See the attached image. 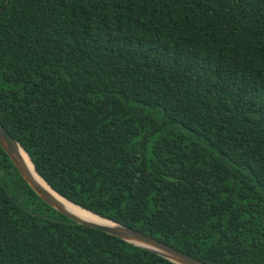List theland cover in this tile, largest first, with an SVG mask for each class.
I'll list each match as a JSON object with an SVG mask.
<instances>
[{
  "label": "trees",
  "instance_id": "1",
  "mask_svg": "<svg viewBox=\"0 0 264 264\" xmlns=\"http://www.w3.org/2000/svg\"><path fill=\"white\" fill-rule=\"evenodd\" d=\"M0 123L58 195L206 264H264V0H0ZM0 264H173L46 204L0 146Z\"/></svg>",
  "mask_w": 264,
  "mask_h": 264
},
{
  "label": "water",
  "instance_id": "2",
  "mask_svg": "<svg viewBox=\"0 0 264 264\" xmlns=\"http://www.w3.org/2000/svg\"><path fill=\"white\" fill-rule=\"evenodd\" d=\"M2 9H0V12ZM0 146L3 149V151L6 153L10 161L13 163L15 168L18 170L19 174L22 176V178L26 181V183L30 186V188L50 207L54 208L56 211L61 213L62 215L66 216L70 220L74 221L75 223L79 225H83L101 232H104L108 235L117 237L125 242H128L134 246L149 250L156 255L170 261L173 264H206L186 253H183L169 245H166L163 242H160L156 240L153 237H150L148 235H145L139 231L133 230L131 228L125 227L119 223L113 222L111 220L105 219L103 217H100L92 212H89L87 210H84L80 208L77 205H74L70 201L66 200L65 198L58 195L55 191H53L44 180L41 179V177L38 175L31 159L28 157V155L25 153L23 148L15 141V139L9 135V133L5 130V128L0 123ZM22 150L27 157L29 158L34 173L43 181V183L46 185V187L49 189H45L42 185H40L33 176L29 173L27 168L25 167L21 155L19 153V150ZM54 196L72 204L73 206H76L83 211H86L90 214H92L95 217H98L100 219V223L95 222H89L86 220H83L74 214L67 211L63 204L59 202Z\"/></svg>",
  "mask_w": 264,
  "mask_h": 264
},
{
  "label": "bare ground",
  "instance_id": "3",
  "mask_svg": "<svg viewBox=\"0 0 264 264\" xmlns=\"http://www.w3.org/2000/svg\"><path fill=\"white\" fill-rule=\"evenodd\" d=\"M19 153L21 155V159L25 165V167L27 168V170L29 171V173L33 176V178L40 184L42 185L45 189H47V191H49V189L46 187V185L43 183V181L34 173L33 170V166L29 160V158L27 157V155L20 149ZM52 194V193H51ZM54 196V194H52ZM59 202H61L64 206V208L69 211L70 213L74 214L75 216L89 221V222H95V223H100V219L98 217L93 216L92 214L83 211L82 209L73 206L72 204L54 196Z\"/></svg>",
  "mask_w": 264,
  "mask_h": 264
}]
</instances>
